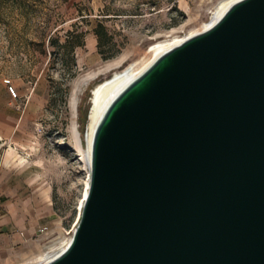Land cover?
I'll return each instance as SVG.
<instances>
[{"label":"water","instance_id":"obj_1","mask_svg":"<svg viewBox=\"0 0 264 264\" xmlns=\"http://www.w3.org/2000/svg\"><path fill=\"white\" fill-rule=\"evenodd\" d=\"M88 174L42 264H264V0L232 2L122 87Z\"/></svg>","mask_w":264,"mask_h":264},{"label":"rangeland","instance_id":"obj_2","mask_svg":"<svg viewBox=\"0 0 264 264\" xmlns=\"http://www.w3.org/2000/svg\"><path fill=\"white\" fill-rule=\"evenodd\" d=\"M217 2L0 0V211L14 220L23 203L31 214L39 213L38 201L50 204L40 210L46 234L0 238V264H26L50 239L73 229L87 170L72 124L83 140L91 89L109 72L85 85L81 79L112 59L149 57L152 43L199 29ZM99 22L111 36L106 54L116 53L108 59L97 49ZM7 80L17 97L8 93Z\"/></svg>","mask_w":264,"mask_h":264},{"label":"bare ground","instance_id":"obj_3","mask_svg":"<svg viewBox=\"0 0 264 264\" xmlns=\"http://www.w3.org/2000/svg\"><path fill=\"white\" fill-rule=\"evenodd\" d=\"M234 1L236 0H218L211 12L209 21L205 22L199 29L190 30L185 35H173L171 37H167L152 43L148 48V52L150 53L149 57H147V55H144L143 57L131 61H128L124 56L117 57L106 62L103 68L91 71L81 79V84L85 85L87 84L89 79H92L97 74L101 72H109L106 77H104L100 82L95 84L91 89L92 93L90 92V94L91 99L93 100V108L90 113V118L87 122L86 134L83 140L79 135L76 123L73 122L72 124V133L75 138L76 145L80 151L81 160L84 162L85 168L87 170V178L84 182L83 189L81 192V197L77 208V219L73 228L79 220L83 199L85 198L87 193L89 175V148L92 132L105 106L122 87H124L133 77L137 76L144 68H146L151 63V61L156 58V56H158L160 53L170 48L171 46L180 43L187 36L209 27L213 22L216 21V19H218L222 15L226 8ZM77 101V92H74L71 96V106L74 115L76 114ZM8 156L9 154L5 158V163H8L9 161ZM71 235L72 233L67 236H57L50 239L42 246L40 252L37 255L32 256L26 264H42L50 260L68 245L71 239Z\"/></svg>","mask_w":264,"mask_h":264},{"label":"crops","instance_id":"obj_4","mask_svg":"<svg viewBox=\"0 0 264 264\" xmlns=\"http://www.w3.org/2000/svg\"><path fill=\"white\" fill-rule=\"evenodd\" d=\"M0 174L1 171H0ZM1 180V177H0ZM50 204L45 202V200L38 201V214H31L27 208V206L22 204L21 208H17L16 212L20 213L19 217L14 218V220H10L8 217V213L0 211V238L5 235H16L18 239L26 240L27 238H32L36 232L39 230L41 223L45 222L43 214L40 213V210L49 207ZM49 212L48 214H50ZM45 215V214H44Z\"/></svg>","mask_w":264,"mask_h":264},{"label":"trees","instance_id":"obj_5","mask_svg":"<svg viewBox=\"0 0 264 264\" xmlns=\"http://www.w3.org/2000/svg\"><path fill=\"white\" fill-rule=\"evenodd\" d=\"M93 32L97 38V49L98 52L101 54V57L103 59H108L113 57L116 54L115 52L106 54L105 51V48L108 47L111 42V36L108 34L105 26L101 22H99L93 29ZM75 46L76 45L70 46V51H72Z\"/></svg>","mask_w":264,"mask_h":264},{"label":"built area","instance_id":"obj_6","mask_svg":"<svg viewBox=\"0 0 264 264\" xmlns=\"http://www.w3.org/2000/svg\"><path fill=\"white\" fill-rule=\"evenodd\" d=\"M6 85H7V91L8 93L12 96V97H17V90L16 88L10 84V81L7 80L6 82ZM40 233L42 234H46L47 231H46V227H42V228H39L38 230ZM73 231V230H72ZM71 233V231L68 233V235Z\"/></svg>","mask_w":264,"mask_h":264}]
</instances>
